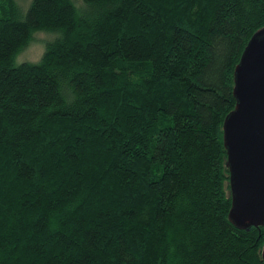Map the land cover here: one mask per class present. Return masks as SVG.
<instances>
[{"label": "trees", "instance_id": "1", "mask_svg": "<svg viewBox=\"0 0 264 264\" xmlns=\"http://www.w3.org/2000/svg\"><path fill=\"white\" fill-rule=\"evenodd\" d=\"M82 2L0 0V264H264L224 146L264 0Z\"/></svg>", "mask_w": 264, "mask_h": 264}, {"label": "water", "instance_id": "2", "mask_svg": "<svg viewBox=\"0 0 264 264\" xmlns=\"http://www.w3.org/2000/svg\"><path fill=\"white\" fill-rule=\"evenodd\" d=\"M234 95L235 109L224 123L229 218L241 229L264 227V28L249 41L235 68Z\"/></svg>", "mask_w": 264, "mask_h": 264}, {"label": "rangeland", "instance_id": "3", "mask_svg": "<svg viewBox=\"0 0 264 264\" xmlns=\"http://www.w3.org/2000/svg\"><path fill=\"white\" fill-rule=\"evenodd\" d=\"M22 7H27L30 0H16ZM78 7H83L82 0H74ZM56 37L55 34H48L44 32H38L34 35L32 43L18 56L17 63L23 62H38L44 54L45 46L47 42L53 40ZM231 193L229 190L228 194Z\"/></svg>", "mask_w": 264, "mask_h": 264}]
</instances>
